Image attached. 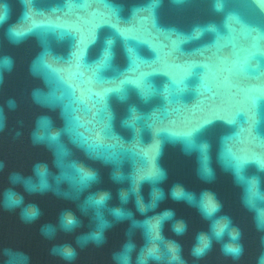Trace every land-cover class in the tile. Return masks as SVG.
<instances>
[{"label":"water","instance_id":"1","mask_svg":"<svg viewBox=\"0 0 264 264\" xmlns=\"http://www.w3.org/2000/svg\"><path fill=\"white\" fill-rule=\"evenodd\" d=\"M0 16V264H264V0Z\"/></svg>","mask_w":264,"mask_h":264},{"label":"snow or ice","instance_id":"2","mask_svg":"<svg viewBox=\"0 0 264 264\" xmlns=\"http://www.w3.org/2000/svg\"><path fill=\"white\" fill-rule=\"evenodd\" d=\"M2 19H3V17L0 16V20H2ZM14 35L17 36V37H19V36L23 35V33L16 32V33H14ZM53 139H55V138H53ZM77 171H78V173H79V175H80V177H81L82 182H86V181H88V180H90V179L93 178L92 175H91L90 173L85 172L83 169H78ZM12 202L15 203L16 201H12ZM25 215L28 216V217H31V216H35L36 213H35V212H26ZM72 223H73V221L69 218V219L67 220V224H68V225H71ZM97 239H98V237H97ZM197 251H202V250H201V249H197ZM227 251H228L229 253H232V254L238 255L239 252H240V249H239V248L229 247V248L227 249ZM64 254L67 255V256H71V255H72V253H71V252H68V251H65Z\"/></svg>","mask_w":264,"mask_h":264},{"label":"clouds","instance_id":"3","mask_svg":"<svg viewBox=\"0 0 264 264\" xmlns=\"http://www.w3.org/2000/svg\"><path fill=\"white\" fill-rule=\"evenodd\" d=\"M216 235H217V237H219L221 235V233H216ZM228 248L229 247L226 246V251H227ZM197 254L199 255V254H201V252L200 251H197Z\"/></svg>","mask_w":264,"mask_h":264}]
</instances>
